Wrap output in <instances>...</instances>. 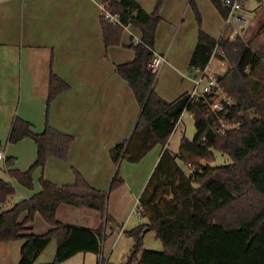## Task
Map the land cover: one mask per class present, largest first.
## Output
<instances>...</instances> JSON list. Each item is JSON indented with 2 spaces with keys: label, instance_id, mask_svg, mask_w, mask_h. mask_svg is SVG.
Here are the masks:
<instances>
[{
  "label": "trees",
  "instance_id": "1",
  "mask_svg": "<svg viewBox=\"0 0 264 264\" xmlns=\"http://www.w3.org/2000/svg\"><path fill=\"white\" fill-rule=\"evenodd\" d=\"M105 1L110 11L119 14L123 25L132 23L141 30L140 39L132 43L133 59L115 66L131 86L141 110L129 137L115 143L109 149L110 156L116 163L123 158L135 162L153 145L164 146L138 196V212L146 222L127 231L134 244L124 264L132 260L144 264L147 257L160 264H264V48L254 50L240 35L212 37L201 28L199 10L190 0L199 28L189 70L197 75L209 62L214 48L228 63L217 81L230 98L229 102L223 100V105L238 125L221 131L219 123L215 125L206 116L202 97L185 91L167 100L154 90L155 76L147 62L162 0H156L151 12L136 0ZM211 2L223 16L227 14L222 0ZM122 24L104 19L106 44L119 41ZM262 30L264 23L258 29ZM66 87L67 83L51 71L47 99ZM185 109L191 113L196 131L192 138L181 136L173 152L166 144ZM26 135L36 143V159L26 170L10 172L31 186L33 170L43 166L48 155L65 156L73 136L49 123L35 132L28 121L15 116L7 140L14 142ZM215 150L226 153L230 160L212 163ZM121 182L118 167L108 190L92 186L74 169L73 182L56 184L40 177L38 191L4 207L15 188L0 177V241L22 239L16 264H60L79 251L99 254L106 235L104 225L62 223L55 219V210L60 203H67L96 209L107 219V194ZM36 211L51 225L41 233L31 231L29 224ZM147 230H153L160 239V250L141 246L142 234ZM53 238V258L36 262Z\"/></svg>",
  "mask_w": 264,
  "mask_h": 264
},
{
  "label": "crops",
  "instance_id": "2",
  "mask_svg": "<svg viewBox=\"0 0 264 264\" xmlns=\"http://www.w3.org/2000/svg\"><path fill=\"white\" fill-rule=\"evenodd\" d=\"M136 1L147 12H151L156 3V0ZM101 2L0 0V149L4 152V157L0 158V177L9 180L15 188L3 203L8 207L38 191L40 177L56 184L73 182L74 169L92 186L108 190L118 167L122 182L109 190L107 219L102 215L98 218V213L88 209L90 207L67 203H60L55 210V219L62 223L87 227L104 225L106 235L100 253L107 259L110 247L104 248V242L110 239L112 246L125 233L122 220L130 217L133 202L138 201L145 179L164 146L153 145L135 162L123 158L116 163L110 156L109 149L129 137L141 110L128 81L115 69L117 63L133 59L132 43L140 39L141 30L127 23L119 41L106 44ZM194 2L201 16V28L214 38L223 35V15L211 0ZM244 8L245 13L251 12V16L246 13L248 18L264 22V2L244 0ZM158 11L160 19L153 49L164 54L165 60L155 76L154 90L172 100L194 87L195 74L189 70L188 61L199 27L190 0H162ZM220 58L222 65L225 59ZM210 59L206 65L208 74L218 76L226 70H211ZM51 71L64 80L67 87L48 100ZM185 111L192 116L186 109L181 115ZM15 116L28 121L35 132L49 123L73 136L65 156L48 155L43 166L33 170L31 186L23 184L10 172L26 170L37 155L32 137L26 135L14 142L7 140ZM35 222L42 230H34ZM29 224L36 233L51 226L38 211ZM17 240L20 239L0 241V244L10 245L9 242ZM46 248L49 249L45 257L38 260ZM55 248L56 238H53L36 261L51 260ZM87 252H76L60 264L69 260L90 264L97 253L88 255ZM144 264L160 263L147 257Z\"/></svg>",
  "mask_w": 264,
  "mask_h": 264
},
{
  "label": "rangeland",
  "instance_id": "3",
  "mask_svg": "<svg viewBox=\"0 0 264 264\" xmlns=\"http://www.w3.org/2000/svg\"><path fill=\"white\" fill-rule=\"evenodd\" d=\"M246 13L248 16H251L250 11ZM246 13H245V16L247 19V23L246 25L242 27H237L238 35H240L244 40L248 41L250 43V46L254 50H259L261 48H264V32H262L263 30L258 31V29L264 22H262L261 19L252 20L251 18H248ZM221 60L222 59L219 57L218 54L211 56L210 69L211 70L213 69L221 70L223 68L226 69L228 65L227 60H223L222 65L220 64ZM220 95L230 100V98H228L224 93H221ZM195 131L196 129H195L193 117L190 116L188 112L185 111L181 115V119L177 121V123L175 124V128L172 130L168 138V144H167L168 148L171 151L176 152L181 136L184 135L189 138H192ZM161 146L162 145L159 143V147ZM214 152H215V159L212 161V163L219 164V163L228 162L230 160V157L226 153H221L220 151H217V150H215ZM149 175L146 177L144 185ZM134 202H133V207L130 213V217L128 219H123L121 223L123 225V228L126 229L125 233L121 234L120 238L118 240H115L116 242H114L112 246H111L112 241L110 239H108V242L106 241L104 242V248L110 247V250H109L110 253L104 264H124L127 261L128 256L131 252V248L134 244V238L131 235L127 236L128 234L127 231L139 223L146 222V217L142 216L138 212L137 199H135ZM108 204H109V193L107 194V199H106V206H105L106 210H107ZM88 209L96 211V213H98L97 214L98 218H100L101 214L98 210L93 209V208H88ZM34 230L36 231L42 230L38 222H35ZM21 242H22V239L9 242L11 243L10 245L2 244L1 246L0 244V264H16L19 258V248H20V246L17 243H21ZM141 246L143 248L156 249V250H160L162 248L161 241L155 235L153 230H147L143 232L142 237H141ZM46 249L47 250H45L44 252L40 254L38 260H41V258L45 257V254L47 253L49 248H46ZM87 253L88 255H92L91 251H88ZM93 257L94 258L92 260V263L90 264H98V254L97 256L95 255ZM136 262H137L136 260H132L130 264H137ZM66 264H77V263L74 262V260H69L68 262H66Z\"/></svg>",
  "mask_w": 264,
  "mask_h": 264
},
{
  "label": "built area",
  "instance_id": "4",
  "mask_svg": "<svg viewBox=\"0 0 264 264\" xmlns=\"http://www.w3.org/2000/svg\"><path fill=\"white\" fill-rule=\"evenodd\" d=\"M223 5L227 8V14L223 16L224 30L223 34L229 38H233L237 33V27L246 25L247 19L245 16V8L243 0H222ZM264 2V0H261ZM103 18L114 23L122 24L119 14L117 12L110 11L106 6V1L101 2ZM123 25V24H122ZM126 24L123 25V27ZM217 53V49L214 48L211 56ZM165 60V55L152 50L151 56L147 62V66L151 72L156 76L160 65ZM194 87L189 91L190 96L202 97L205 105L206 116L210 117L212 123L216 125L219 123V130H223L229 126L238 125V121L234 116L228 114L227 108L223 105V100L229 102L230 100L221 96L223 88L217 81V76L208 74L206 66L199 71L194 77ZM218 125V124H217ZM4 157V152L0 149V158ZM189 167H192L188 164ZM106 258L99 253L98 264H104Z\"/></svg>",
  "mask_w": 264,
  "mask_h": 264
},
{
  "label": "water",
  "instance_id": "5",
  "mask_svg": "<svg viewBox=\"0 0 264 264\" xmlns=\"http://www.w3.org/2000/svg\"><path fill=\"white\" fill-rule=\"evenodd\" d=\"M200 162H201V163H204V161H203V160H201Z\"/></svg>",
  "mask_w": 264,
  "mask_h": 264
}]
</instances>
